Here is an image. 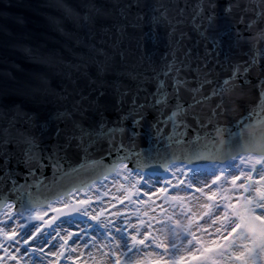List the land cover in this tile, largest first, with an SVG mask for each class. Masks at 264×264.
Segmentation results:
<instances>
[{"label":"snow or ice","instance_id":"6c2138e0","mask_svg":"<svg viewBox=\"0 0 264 264\" xmlns=\"http://www.w3.org/2000/svg\"><path fill=\"white\" fill-rule=\"evenodd\" d=\"M10 8L0 264H264V0Z\"/></svg>","mask_w":264,"mask_h":264},{"label":"water","instance_id":"95a60500","mask_svg":"<svg viewBox=\"0 0 264 264\" xmlns=\"http://www.w3.org/2000/svg\"><path fill=\"white\" fill-rule=\"evenodd\" d=\"M41 0H0V5L10 4V11L13 13L23 14L26 19L29 21V25L31 26L35 21L41 20L42 18L37 15V11L39 10V4ZM2 23L7 24L9 27L16 29V25L11 19H7L2 21ZM19 56V54H16ZM223 135V133L221 134ZM162 170V169H161ZM83 179L84 177H79Z\"/></svg>","mask_w":264,"mask_h":264}]
</instances>
